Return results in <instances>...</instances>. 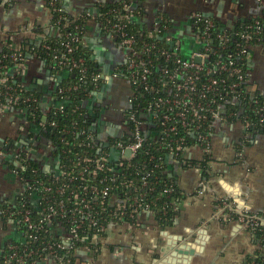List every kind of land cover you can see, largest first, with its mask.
I'll return each mask as SVG.
<instances>
[{"label":"crops","instance_id":"1","mask_svg":"<svg viewBox=\"0 0 264 264\" xmlns=\"http://www.w3.org/2000/svg\"><path fill=\"white\" fill-rule=\"evenodd\" d=\"M99 1L62 0V7L73 16L86 11L96 14L95 5ZM139 6L143 10L142 22L149 30H153L160 15L165 16L172 24L169 31L179 40L181 36L183 45L188 48L191 47L188 33L196 31V16L215 18L232 30L238 21L261 14L256 0H143ZM52 18L47 0H0V50L4 47L16 49L26 40L39 43L44 36H57L59 30L52 26ZM87 25L85 44L104 81L94 86L83 107L95 126L109 125L117 131L132 96L130 82L115 76L125 62V55L95 20ZM255 50L257 52V46L252 48L251 85L264 91V64L254 62ZM65 77L66 73H55L45 61L29 55L20 78L25 88L39 94L43 114H47L58 105L53 94ZM116 89L121 95L113 93ZM24 118V113L18 109L0 107V150L7 151L6 156L0 157L2 203L15 204L22 193L18 176L9 167L14 162L13 154L9 153L26 147L30 131L34 136L41 132L36 125L25 126ZM244 138L245 128L240 122L218 126L211 141L207 169L193 166L175 169L183 198L176 205L177 214L171 225L160 226L153 215H145L141 227L113 225L107 229L97 249L90 245L78 250L74 264H159L163 258L167 264H248L249 258L264 255V249L240 223L221 220L216 213L220 200L234 201L237 193L243 209L264 215V134L250 137L248 145L242 144ZM46 147V142L40 141L33 157L44 168L55 169L56 159ZM184 156L197 161L204 157L199 147L191 148ZM201 180L207 185L202 195L198 194ZM202 230L205 233L199 236ZM20 239L22 234L16 224L0 219V251ZM168 242L176 249L183 245L190 248L193 254L189 262H185V256H172V252L161 257ZM37 264L58 263L44 258Z\"/></svg>","mask_w":264,"mask_h":264},{"label":"built area","instance_id":"2","mask_svg":"<svg viewBox=\"0 0 264 264\" xmlns=\"http://www.w3.org/2000/svg\"><path fill=\"white\" fill-rule=\"evenodd\" d=\"M256 2L261 10L259 17H264V0H256ZM49 4L53 6L54 2H50ZM125 10L129 11V6H125ZM61 11H64L63 7ZM88 16L94 18L96 14L88 11ZM126 18L131 20L133 15H127ZM202 21L207 25L205 31H200L199 25ZM212 25L213 22L210 18L195 17L194 26L196 27V31H189L188 33L191 40L190 48L183 45L181 36L179 40L173 34V31H169L170 35H167L166 39L173 43H175L174 39H177L176 51L173 54L176 56L175 63L178 66H176L174 71L162 69V72L167 75L168 81L164 80L159 89H156L154 86L151 87L149 83L152 60L148 56V53L151 52V46L144 43L142 48L137 50L136 39L127 32L120 31L121 26L117 27V25H114L113 28L115 30L108 33L123 51L125 55L123 65H126L129 71V74H126L125 77L122 76L123 74L118 75L117 73H115V76L124 77L132 86V96L129 99L128 109L122 115L119 130L113 131L109 125L97 127L91 123L86 128L74 131L73 134L81 138L83 142L81 145L90 148L93 152L83 151L79 153L80 155L76 157L77 160L75 161V167L78 170L68 171L62 168L59 160H56L55 169L57 170V174H54L53 177L56 180L63 178L66 181L55 189L51 186L39 189L34 184L24 182L22 178L18 177L22 186L20 196L27 193L39 205L43 200V196H39L41 191L65 196L58 203L52 202L51 199L47 201L48 204L43 209L44 218L42 220L47 225H53L55 234L60 235L64 242L69 243L73 239H77L79 237L78 230L87 229V234L90 235V238L86 241L91 246H95L104 237L107 229L113 225H126L129 228L141 227L145 215H153L156 218L150 204L145 203L147 192L143 190H152L147 181L149 174H146L147 172L144 171L146 166L144 165L139 169L132 164L133 159L144 145L146 135L150 134L149 124L153 119H159L161 126L164 128L163 134L157 136L156 139L162 141L170 133H177L180 126L188 134V137L197 141V147L201 149L204 157L206 155L210 157L211 141L216 129L218 126L225 125L227 121L225 116L227 104L232 102L240 103V94L239 92L236 93L237 89L243 85L245 86V90L250 93L259 91L264 97V91L252 88L250 76L252 48L254 47L250 42L254 39L264 41L263 31H260L262 29L261 22L259 20L256 21L255 31L243 32L208 31ZM155 29H157L156 24L153 30ZM160 32L147 31L146 35L147 37H154ZM181 33L183 32L181 31ZM141 35L143 37L144 34ZM76 37L72 38V40H76ZM118 37L121 39L120 43L117 40ZM236 37H239L245 44L236 43L238 41ZM216 42L222 49L226 48L229 42H233L237 45L236 52L227 53L225 59H219L216 57L218 53L215 47ZM64 45L67 52L71 53V45L68 43ZM258 45L264 46V44H257L256 46ZM161 55L166 59H170L172 53L163 51ZM55 58L61 66L68 65L71 69L79 68L78 63L68 55L56 56ZM12 59L16 63L21 60L24 61L21 53H15L12 55ZM245 60L248 62L247 69H243L242 67ZM25 63L16 64L15 69L11 72V76L21 75ZM80 72L84 73V69L81 68ZM222 74L234 77L235 82L228 83L226 78L220 79ZM103 81L104 76L102 73L96 74L93 77L94 86ZM6 82V78L0 79V83L3 85ZM170 82L174 86H169ZM220 86L224 88V92L220 89ZM139 88L157 95H163L155 97L148 105V109L141 111L138 117V113L131 110L134 107L136 89ZM61 92L63 90H60ZM227 95L230 97L228 98ZM18 101L19 97L15 100L10 99V104H0V107L14 108L11 104ZM27 101H30V99H27ZM34 101L39 102L40 107H43L40 99L38 101L34 99ZM255 102H258V100H255ZM56 107L61 111L64 109L61 103H58ZM257 110L259 121L263 124L264 106H258ZM20 111L25 115L24 125H36L39 127V130L47 123L50 112L42 114V123L36 124L35 121L28 120L25 110ZM233 115L238 117L240 113L235 112ZM86 117L89 119V115ZM243 126L246 130L250 125L245 124ZM31 133L33 132L30 131L26 147L19 150V152L9 153L13 154L17 167L22 165L21 160L23 158L35 159L33 153L36 151L35 148L40 141L46 142L50 150L54 149L45 137L42 135L34 136ZM125 137L129 139L126 142L123 140ZM184 144L185 139H179L174 149L175 151L167 157V163L173 166L174 173L177 167H182V164L175 159L176 153L183 152L185 155L187 151L193 148H187ZM6 155V150H0V157ZM112 164H115L117 168H114ZM131 169L136 170L138 174H145L141 178L139 186L131 178ZM14 172L18 176V172ZM170 175L172 176V174ZM71 184H75L77 187L71 188ZM119 187H122L126 191L124 196H119L114 192ZM206 190L207 185L201 180L198 194L202 195ZM170 191V189L165 190L166 193ZM67 202L71 203V208H67ZM216 207L218 208L216 213L219 219L240 223L248 232L259 224L264 225V215L249 213L247 210L238 207L232 200L222 199L217 203ZM227 209L233 211L237 215V218L233 219L230 217L225 212ZM103 215L112 218L107 225L101 223V216ZM66 216L70 217V225L72 226L70 230H67L61 222L56 221L58 217ZM24 220L26 222L30 221L27 215ZM10 221L14 222L13 220ZM40 228V225L29 224V231ZM30 237L33 238V236ZM24 240L26 241L25 236ZM63 247L66 248L67 246ZM48 258L55 260L58 264H70V260H64L61 257L57 259V254L52 249L49 252ZM9 260L14 261L15 264L26 263V259L23 256H18L15 253L10 256ZM38 262H34L33 264H37Z\"/></svg>","mask_w":264,"mask_h":264},{"label":"trees","instance_id":"3","mask_svg":"<svg viewBox=\"0 0 264 264\" xmlns=\"http://www.w3.org/2000/svg\"><path fill=\"white\" fill-rule=\"evenodd\" d=\"M143 0H100L95 5L96 17L92 18L88 16V11L83 12L80 15L73 16L66 11H61L62 0H47L48 6L52 10V26L59 30L58 36H44L39 43L32 40H26L18 48L4 47L0 50V79L6 78L7 82L3 85L0 83V104H10V99H16L19 97V101L12 103L11 105L19 110H25L27 112L28 120L35 121L36 124L42 123V108L40 107L39 94L34 91H30L23 86L21 81V75L11 76V72L15 69L16 64L25 63L28 56L37 57L45 61L48 66L51 67L55 73H66V77L59 83L58 88L55 90L53 96L58 103L64 106L61 111L57 107H53L48 114L47 123L40 129V135L45 137L54 147L52 154L56 160H59L62 168L68 171L78 170L75 167L76 157L83 151H91L90 148L81 145L82 140L73 132L81 130L91 125V121L86 117L88 110L83 107V102L88 99L89 94L94 89L93 77L96 74L101 73L96 61L93 58L92 52L87 48L85 44V35L87 31V24L90 20H95L104 30V32L111 33L117 27L121 26L120 31H125L129 35L134 36L136 39V48L140 50L144 43L151 46V52L148 53L152 60L151 74H149V83L151 87L156 89L161 88L164 80L168 81L167 75L162 72V69H168L174 71L176 66V56L173 54L176 50L177 39H174L175 43L166 39L169 34V30L172 28L171 21L165 16L160 15L158 20L154 23L157 25V29L149 30L146 24L142 22L143 10L139 6V3ZM50 2H54V5H50ZM125 6H129L130 10H125ZM93 12V11H90ZM133 15L131 20L127 19V15ZM213 25L209 27L208 31H255L256 21L259 20L262 24V35L264 36V17L256 16L246 20H240L235 25L234 29L230 30L223 26V24L215 19L210 18ZM200 31H205L207 25L202 21L200 22ZM147 31H161L154 37H147ZM141 34H144L143 37ZM77 36V37H76ZM76 40H72L75 38ZM236 43H243L239 37ZM120 43V37L117 38ZM65 43H68L72 47L71 53L67 52ZM251 45L264 44V41L254 39L250 42ZM215 47L218 50L217 58L225 59L227 53H235L237 45L233 42H229L226 48L222 49L215 43ZM163 51L172 53L170 59H166L162 56ZM15 53H21L22 59L18 63L14 62L12 55ZM68 55L75 62L78 63L79 68L71 69V67L61 66L58 63L56 56ZM243 69H247L248 62H243ZM84 69V73L80 72V69ZM116 73L118 75L123 74L126 76L129 74L126 65L120 66ZM83 77V79H81ZM227 79L228 83L235 82L234 77H229L227 74H222L220 79ZM173 85L172 82L169 86ZM229 85V84H228ZM174 86V85H173ZM220 89L224 92V88L220 86ZM60 90L63 92L60 93ZM240 94V103H230L226 106V123L229 125L236 124L238 122L243 125L249 124L250 126L245 130L246 138L242 139L243 145L250 143V137L254 138L257 135L264 134V123L261 124L258 117V106H264V97L259 91L250 93L245 90V86H241L237 89L236 93ZM254 96H253V95ZM163 94H155L144 89H136V97L134 99V107L131 111H136L138 117L140 112L144 109H148V105L157 96ZM229 98L230 96L227 95ZM30 99V101H27ZM33 100V101H32ZM258 100V102H255ZM235 112L240 115H233ZM150 134L146 135L143 147L138 152L137 156L133 159V165L141 169L145 167L146 174H149L147 181L152 190H143L147 192L145 203L150 204L151 210L155 213L156 220L162 227L172 224L176 212V205L180 203L183 195L178 186L177 177L175 176L173 166L167 163V157L175 151L179 139L184 138V146L187 148L197 147V141L191 137L184 129L178 127L177 133H170L168 137L160 141L156 139L157 136L162 135L164 128L161 126L160 120H152L149 124ZM34 135L33 133H31ZM250 136V137H247ZM126 142L129 139L123 138ZM169 146V147H167ZM173 149V150H171ZM175 159L182 164L183 168L198 167L201 170L207 169V163L210 160L209 156H205L202 160H192L184 157L183 152H177ZM22 165L17 167L15 162L10 163L9 167L13 171L18 172V177L22 178L24 182L34 184L39 189L45 186H51L53 189L60 186L66 180L61 178L56 180L53 177L57 174L56 169H46L43 165L37 161V159L23 158L21 160ZM114 168H117L115 164H112ZM172 174V176L170 175ZM145 176L144 173L138 174L136 170L131 169V178L134 179L136 185L141 184V178ZM77 187L75 184H71V188ZM170 189L169 193L165 190ZM114 192L119 196H124L125 190L119 187ZM40 197L43 196L42 203L39 205L25 193L20 196L15 204H8L0 202V219L8 222L13 220L16 224L19 232L23 238L13 241L9 245H6L2 251H0V264H15L14 261H10V256L15 253L18 256H23L26 259L25 264H33L44 258H48L50 250H54L58 258L64 260H70V264H74L75 254L81 248L90 246L87 243V239L90 235L87 234V229H80L79 237L73 239L69 243L64 242L60 235H56L53 225H47L42 222L43 209L47 206L49 199L52 202L58 203L65 196L56 193L40 192ZM46 197V198H45ZM67 208H71V203L67 202ZM165 210L163 211V209ZM5 211V212H4ZM233 219L237 218V215L233 211L227 209L225 211ZM27 213V214H26ZM28 216L30 221L26 222L25 216ZM112 218L109 216H101V223L107 225ZM56 221L70 230V217H58ZM55 221V222H56ZM54 222V224H55ZM40 225V229H33L29 231V224ZM86 227V226H85ZM84 227V228H85ZM249 233L253 235V239L256 244L260 245L264 249V225L259 224L249 230ZM30 236H33L31 238ZM30 237V239H29ZM63 246H67L64 248ZM94 248H98L95 245ZM248 264H264V255L257 254L255 257L248 259Z\"/></svg>","mask_w":264,"mask_h":264},{"label":"water","instance_id":"4","mask_svg":"<svg viewBox=\"0 0 264 264\" xmlns=\"http://www.w3.org/2000/svg\"><path fill=\"white\" fill-rule=\"evenodd\" d=\"M234 201L238 204V207H240V208L243 207L242 200H240L237 197V193H235ZM203 233H205V231H203V230L202 231H199L198 232V235L200 236ZM163 234H166V233L163 232ZM162 252L163 253L161 254V257H164L166 254L171 253V252H172L171 255L174 256V257H182V256H185V258H186L185 262H189V259H190L191 255L193 254V251L190 248L188 249V247H184V245H183L182 248L179 247V249H176V248L172 247V244H170L169 242H168V245L162 249ZM158 263L159 264H161V263L162 264H167L168 261L163 258L162 261H159Z\"/></svg>","mask_w":264,"mask_h":264},{"label":"rangeland","instance_id":"5","mask_svg":"<svg viewBox=\"0 0 264 264\" xmlns=\"http://www.w3.org/2000/svg\"><path fill=\"white\" fill-rule=\"evenodd\" d=\"M255 57H254V62L255 63H259V64H264V46H257V52H256V50H255V55H254ZM257 63V64H258ZM255 68H257L256 67V64H255V66H254ZM120 90L119 89H116V91H113V93H115V94H118V95H121L120 94ZM193 152L195 153V154H197L198 152L196 151V150H193Z\"/></svg>","mask_w":264,"mask_h":264},{"label":"flooded vegetation","instance_id":"6","mask_svg":"<svg viewBox=\"0 0 264 264\" xmlns=\"http://www.w3.org/2000/svg\"><path fill=\"white\" fill-rule=\"evenodd\" d=\"M47 151L49 150L50 152H52V150L49 149V147H46Z\"/></svg>","mask_w":264,"mask_h":264}]
</instances>
